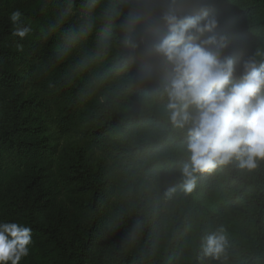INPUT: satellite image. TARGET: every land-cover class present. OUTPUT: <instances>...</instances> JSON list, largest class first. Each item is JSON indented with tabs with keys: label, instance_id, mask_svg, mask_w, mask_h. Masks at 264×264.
Segmentation results:
<instances>
[{
	"label": "trees",
	"instance_id": "1",
	"mask_svg": "<svg viewBox=\"0 0 264 264\" xmlns=\"http://www.w3.org/2000/svg\"><path fill=\"white\" fill-rule=\"evenodd\" d=\"M83 3L73 0L68 23L44 42L39 29L65 0H0V220L32 229L21 264H264V162L218 165L197 173L193 191L182 186L186 130L169 120L170 67L151 51L167 32V0H100L93 33L57 63L60 34L80 23ZM111 6L120 16L97 56ZM202 6L227 37L222 58L236 60L237 78L249 57L264 61V0H193L182 12ZM17 9L34 29L23 39L12 34ZM129 11L140 16L134 51L123 44ZM95 93L104 100L92 106ZM76 132V146L55 143ZM221 229L225 252L203 257Z\"/></svg>",
	"mask_w": 264,
	"mask_h": 264
},
{
	"label": "clouds",
	"instance_id": "2",
	"mask_svg": "<svg viewBox=\"0 0 264 264\" xmlns=\"http://www.w3.org/2000/svg\"><path fill=\"white\" fill-rule=\"evenodd\" d=\"M192 2L167 0L160 17L167 32L151 44V51L170 67V79L164 85L169 120L186 130L185 148L190 162L183 165L181 178L187 192L194 190L197 173L211 172L233 161L241 169L252 171L264 162V61L249 57L237 78L236 60L231 56L222 58L227 37L217 33L216 17L204 6L197 14H183L182 9ZM99 4L100 0H84L80 23L70 24L61 32L53 53L57 63L93 33ZM72 5L73 0H65L60 11L40 27L39 40L47 42L68 23ZM119 16L115 6L104 10V28L96 41L97 56L110 47L112 25ZM9 19L13 36L23 39L33 34L32 24L22 20L19 9ZM139 21L140 16L129 11L121 25L126 49L134 51L138 47L134 34ZM86 64L81 61V68ZM32 243L31 227L0 220V264H21ZM226 244L223 229L209 234L203 242V257L219 259Z\"/></svg>",
	"mask_w": 264,
	"mask_h": 264
},
{
	"label": "rangeland",
	"instance_id": "3",
	"mask_svg": "<svg viewBox=\"0 0 264 264\" xmlns=\"http://www.w3.org/2000/svg\"><path fill=\"white\" fill-rule=\"evenodd\" d=\"M104 100V96L99 94V93H95L94 95H92L91 98V105H97L99 104L100 101ZM53 135H55V137H58L56 134L53 133ZM79 138H80V133L76 132V133H72L66 137H62V138H57V140L55 141V143H57V145L59 146V148H65L68 149L69 147H73L76 146L79 143ZM229 256V255H227ZM230 257H226L224 260H229ZM229 264V263H227Z\"/></svg>",
	"mask_w": 264,
	"mask_h": 264
}]
</instances>
